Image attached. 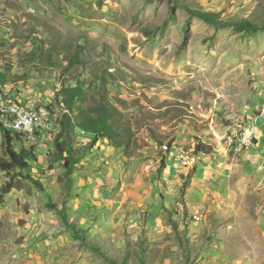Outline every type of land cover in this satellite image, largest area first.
I'll return each instance as SVG.
<instances>
[{
  "label": "rangeland",
  "instance_id": "1",
  "mask_svg": "<svg viewBox=\"0 0 264 264\" xmlns=\"http://www.w3.org/2000/svg\"><path fill=\"white\" fill-rule=\"evenodd\" d=\"M178 1L261 29L170 0H0L5 100L57 125L68 87L113 107L111 140L75 129L71 171L60 127L22 142L31 170L0 169V264H264V119L253 147L225 145L264 109V0ZM178 156L192 166L166 169Z\"/></svg>",
  "mask_w": 264,
  "mask_h": 264
},
{
  "label": "trees",
  "instance_id": "2",
  "mask_svg": "<svg viewBox=\"0 0 264 264\" xmlns=\"http://www.w3.org/2000/svg\"><path fill=\"white\" fill-rule=\"evenodd\" d=\"M150 1V0H148ZM153 1V0H151ZM171 7L174 9L176 6H180L186 9L189 12L188 21L193 18H199L208 24H212L217 28H225V27H232L236 32H244L246 34L254 33L261 29V27L256 26L249 21H238V22H220L215 20L211 15L207 12L195 11L192 10L189 6L180 3L178 0H170ZM77 59L78 55L76 56ZM49 64V61L43 62ZM11 69H2L0 68V97L4 98L5 95L2 91V84H4L7 80L6 77L9 76L10 79ZM48 74H51L50 72ZM60 95H64L62 99V104L66 109V113L62 116V121L56 124L54 122V129L59 128L61 133L58 135V138L65 135L67 137V141L60 142L59 139L54 143V146L59 152V155L62 158V162L64 167H66L69 171L72 170L73 166L79 165V159L75 157V152L72 147L71 136L75 134V129L79 128L83 131L90 132L93 134V144L97 142L99 139L103 141L105 139L111 140L110 132H113L110 127L109 123L113 113V107L108 105V103L102 99V101L94 106L89 107H81L79 105L80 101H84L85 98L82 94V89L80 86L68 87L62 89ZM11 97V95H10ZM14 97V96H12ZM48 109L52 112L50 107ZM76 110V118L77 121H72L70 115L73 114ZM53 113V112H52ZM114 120V119H113ZM3 134L4 146H5V154L7 155V159H0V169L5 172H13L18 169L20 170H31V164L37 162L35 161L36 158L34 157L32 148L26 149L22 146V142H27L28 139L24 136L12 135L0 125ZM51 132L44 133V135L36 134L35 140H39L42 136L48 137ZM18 144L19 148L14 149L13 144ZM196 150L198 152L201 151H210L211 148L207 145H197ZM68 185L70 184L71 180L67 178ZM2 194L0 198L6 194L8 191L6 189H2ZM75 231V235L79 236V232L83 231L81 228H76L75 226L72 227Z\"/></svg>",
  "mask_w": 264,
  "mask_h": 264
},
{
  "label": "built area",
  "instance_id": "3",
  "mask_svg": "<svg viewBox=\"0 0 264 264\" xmlns=\"http://www.w3.org/2000/svg\"><path fill=\"white\" fill-rule=\"evenodd\" d=\"M3 94L5 95L4 92ZM21 104L20 102H12L5 100V97H0V125L3 129L12 135L24 136L27 139L36 138V134L44 135V133L54 130V122L57 117L48 109L47 105L35 107L27 105L24 107ZM261 112L263 113L264 109ZM258 120L259 116L252 117L245 126L226 136L225 145L227 148L235 151L251 148L256 138ZM175 159L174 163L166 164V169L175 167L189 168L192 166V162L182 156L175 157ZM154 168L155 166L152 162L146 163L144 166L147 171Z\"/></svg>",
  "mask_w": 264,
  "mask_h": 264
},
{
  "label": "crops",
  "instance_id": "4",
  "mask_svg": "<svg viewBox=\"0 0 264 264\" xmlns=\"http://www.w3.org/2000/svg\"><path fill=\"white\" fill-rule=\"evenodd\" d=\"M262 110H263V109H262ZM262 110H261V111H262ZM254 116H255V115H254ZM254 116H252V117H254ZM256 116H259L258 126H257V129H258V127H259V125H260V121H261V119H264V112H263V113L260 112V113H259L258 115H256ZM252 117L248 120V122L252 119ZM248 122H247V123H248ZM247 123H246V124H247ZM246 124H245V125H246ZM245 125H244V126H245ZM256 142H257V133H256V138H255V141H254V145L256 144ZM254 145H253V146H254ZM253 146H252V147H253Z\"/></svg>",
  "mask_w": 264,
  "mask_h": 264
}]
</instances>
